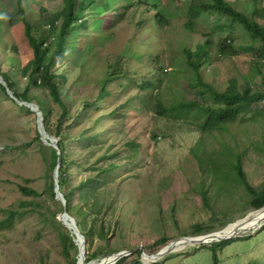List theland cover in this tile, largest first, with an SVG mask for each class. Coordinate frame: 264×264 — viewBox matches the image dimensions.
<instances>
[{"label":"rangeland","instance_id":"rangeland-1","mask_svg":"<svg viewBox=\"0 0 264 264\" xmlns=\"http://www.w3.org/2000/svg\"><path fill=\"white\" fill-rule=\"evenodd\" d=\"M200 1L161 0L159 9L150 6L152 2L147 0L118 1L115 11L111 7L110 12L100 16L104 20L100 32L81 31L79 44L90 45L96 37L100 38L89 53L86 65L76 69L61 61L59 67L55 66L57 71L68 76L69 82L62 86L63 90L76 89L72 83L77 79L87 82L77 88L74 107L81 115V122L79 128H75L70 119V139L78 133H98L99 139L103 140L106 135L109 153L118 152L117 179L113 182L111 174L108 190L103 194V201L115 205L116 210L106 215L105 230L94 228L90 251L99 257L93 263L101 264L99 262L112 256L108 255L109 251L114 250L133 251L122 264H134L135 261L153 264L144 259L143 252L155 255L184 238L205 236H193L196 225L219 233L257 211L247 205L250 197L240 184L232 183L230 192L219 195L215 194L218 186H211V181L201 175L191 153L202 136L200 131L191 124L158 116L154 104L142 107L139 101L142 95L148 94V90L142 91L139 86L149 79L157 82L159 101L167 107L183 99H194L195 90L190 83L195 75L185 63L183 49L195 50L206 41L212 43V60L209 67L201 69L205 80L224 83L251 70L253 55L239 52V49L250 45L252 40L240 25L235 24L232 29L226 26L231 23L229 19L207 12L195 20V30L185 27L189 22L190 5ZM227 1L250 13L248 6L252 0ZM259 1L264 4V0ZM61 7L62 0H0V25H3L0 31V71L13 70L15 74L17 71L19 88L27 85V78L21 77L18 71L33 57L21 21V9H25V16L31 21L41 15L43 8L47 13H55ZM160 10L168 14L170 25L165 28L159 27L155 20ZM117 15H121V19L115 25ZM43 33L47 34L48 28ZM225 38L230 45L228 53L235 51L237 54L224 57L220 54ZM157 55H161L163 72L152 59ZM13 62L17 63L15 68ZM115 66H120L121 70L115 72ZM111 73L119 75L110 83L111 93L98 102L97 111L89 108L87 118L83 107L77 104L85 100L94 104L97 91L91 83H98ZM34 91L37 93L34 95L41 94L38 89ZM32 104L39 107L37 101ZM21 107L26 106L19 104L7 89L4 91L0 86V219L12 211L21 213L10 222V226L0 228V264H66L60 234L75 235L65 225L63 217L60 218L65 212L62 208L66 207V201L48 192L52 177L56 182L55 170H60L59 163L53 166L52 152L57 150L56 144H46L41 138L36 140L37 113ZM114 111L115 116L112 115ZM52 123H57L56 117ZM243 127L232 126L231 135L236 139L244 138V142L248 137L261 139L264 130L248 131ZM58 142L56 139L57 145ZM207 142L211 143L210 140ZM212 143L216 141L212 139ZM42 144L46 145L45 150ZM69 145L70 158L79 160L84 168L87 163L98 168L105 166L102 140L90 149L85 148L84 142ZM113 161L112 157L111 163ZM244 169L254 188H264V151L250 154ZM84 175L93 176L95 171L89 170L81 178ZM204 181L211 198L208 205L199 192ZM20 186L36 190L39 196L24 194ZM262 224L257 230L232 238L234 241L219 251V264H264V222ZM101 232L107 240L99 236ZM165 236L168 244L157 246L156 243ZM212 243H186L183 248L158 259L156 264H213L212 252L203 247ZM71 254L74 256L76 252ZM79 257L78 254L77 260Z\"/></svg>","mask_w":264,"mask_h":264},{"label":"trees","instance_id":"trees-1","mask_svg":"<svg viewBox=\"0 0 264 264\" xmlns=\"http://www.w3.org/2000/svg\"><path fill=\"white\" fill-rule=\"evenodd\" d=\"M63 7L55 13H47L42 9L41 15L37 19L29 20L25 15V9H21V21L24 26L25 36L29 46L32 49V59L22 67L18 72L21 77L27 78V85L21 89L18 87L16 74L13 70L0 71L9 90L16 98L23 102L32 103L37 101L43 116V124L46 132L59 140L58 146L61 154L53 150V166L60 164L59 187L66 201V207L62 211H67L76 221L81 234L85 237L86 243V263L95 261L99 256L90 251L93 243L94 228L105 230V217L108 212L116 210V206L103 201V194L108 190L110 176L113 182L116 181L117 151L109 153L110 147L107 146V138L99 139V134L94 135L78 133L72 140L68 136L71 128L70 119L73 120L75 128H79L81 115L74 107L75 96L78 94L77 88L85 85L87 82L77 79L72 84L76 89L63 90L62 86L69 82L65 72L57 71L55 66L65 61V65L72 64L74 68L79 69L86 65V59L89 53L97 45L100 38L96 37L90 45L78 43V37L81 31L100 32L104 22L100 16L111 11H115V4L118 1L127 0H62ZM137 1V0H133ZM139 1V0H138ZM152 2L150 6L159 9L161 0H147ZM175 1V0H170ZM248 7L250 13L244 12L237 6H233L227 0H201L197 4H191L188 11L189 22L185 25L190 30H195V20L200 18L204 13H217L219 16L229 19L232 29L235 24L240 25L251 37L250 45L240 47L239 52L252 54L254 62L248 74H241L240 77H232L224 83H218L214 80L211 82L205 80L204 74L201 73L202 67H209L212 60L210 48L211 41L200 44L195 50L184 48L185 63L192 69L195 78L190 83L195 90L194 99H183L172 103L169 107L159 101V95L156 93L157 82L154 79L142 81L139 88L142 91L148 90V94L139 98L142 107H147L152 103L156 107L158 116L172 121H178L191 124L201 132L200 140L192 147V156L195 166L200 168L201 175L211 181V186H218L215 194H225L232 189L229 187L232 183L240 184L247 195L250 197L246 203L249 207L260 210L264 208V188H254L244 169L245 160L252 153L264 151V132L260 135V140L254 137H248L247 141L236 139L230 133V128L234 125L244 126L245 130H264V4L259 0H252ZM134 6V5H133ZM92 12V13H91ZM123 16V15H122ZM93 18L90 20V18ZM121 15H117L114 24L117 25ZM159 27L165 28L170 25L168 14L160 10L155 19ZM3 25H0V31ZM48 28V33L43 31ZM227 38L223 43L221 55L237 54L229 52ZM229 49V50H228ZM238 51V50H237ZM153 61L157 63L163 72L161 55L154 56ZM17 63L13 62V68ZM120 66H115L114 71L119 72ZM119 77L118 73L107 74L100 81L91 83L97 91L95 93V103L90 104L86 100L77 104L82 106L88 118L89 108L93 107L96 111L99 109L98 102L107 98L111 93L109 90L110 83ZM134 81V79H132ZM5 91L7 88L0 84ZM34 89H38L40 95ZM37 94V93H36ZM74 96V97H71ZM123 106V105H122ZM128 106V102L126 103ZM73 108L76 110L73 113ZM21 109L29 110L27 107ZM116 111L112 113L115 116ZM57 123H52L54 118ZM99 118L96 119L97 124ZM245 132V134L248 133ZM88 132V131H87ZM155 137H157L155 135ZM41 135L37 131L36 140L40 141ZM212 139L216 141L212 143ZM103 141L105 152L102 159L104 167H93L89 163L84 166L79 160L70 158V143L76 145L85 143V148L90 149L93 145L97 146ZM210 140L211 143H208ZM218 141V142H217ZM250 142V143H247ZM135 148L134 145H131ZM45 150L46 145L41 146ZM259 156V154H257ZM112 157L114 161L111 163ZM97 162V161H96ZM86 174L89 170H94L95 175H84L81 178V171ZM112 182V183H113ZM56 182L53 180L49 183L48 192L51 196H56ZM24 194L39 196V193L26 186H20ZM199 192L203 202L208 205L211 198L209 189L205 187V181L201 183ZM21 213L12 211L10 215L0 219V228H7L10 222ZM61 218V216H60ZM223 217L221 218L224 219ZM220 220V219H219ZM213 229H208L202 225L194 227L193 236L207 235L212 233ZM99 236L104 240L108 238L101 232ZM62 241L63 254L66 264H78L76 256L79 249L73 241V236L60 234ZM234 240H225L214 242L211 245H203L209 248L213 256V264H219V251L224 250ZM169 240L167 237L160 239L156 245L166 246ZM76 254L72 256L71 252ZM118 251H109V254H116ZM141 254V252L139 253ZM128 256L120 259L116 264H122L127 261ZM158 260V259H157ZM152 261L156 264V261ZM141 263L135 261L134 264ZM143 264V263H141Z\"/></svg>","mask_w":264,"mask_h":264},{"label":"water","instance_id":"water-1","mask_svg":"<svg viewBox=\"0 0 264 264\" xmlns=\"http://www.w3.org/2000/svg\"><path fill=\"white\" fill-rule=\"evenodd\" d=\"M0 81L1 83L7 88V91L8 93L21 105H25L26 107H28L29 109H31L32 111L36 112L37 113V116H38V131H39V134L41 135V139L44 143H48V144H51V143H54L56 144L55 148L58 150V154L60 155V151H59V148H58V145L56 143V138L55 137H51L45 130V127H44V124H43V116H42V112L40 110L39 107H34V105L32 103H28V102H21L19 101L16 96L14 94H12V92L9 90V88L7 87V84L6 82L4 81L2 75L0 74ZM14 95V96H13ZM36 108V109H34ZM55 180H56V185H57V188H56V194L57 196H59V198H61L62 201H65L64 198H63V195L62 193L60 192V189H59V184H58V176H59V171H58V168L55 170ZM64 206H66V204H64ZM264 209V208H262ZM260 209V210H262ZM260 210H257V211H260ZM64 215H67L74 223V227H75V230H73V235H75V237H73V241L75 242L76 246L78 247L79 249V256H80V253H81V247L79 246V241L83 242L82 244V247L83 249L86 248V243H85V237L81 234V231L79 230V227L77 226L76 224V221L75 219L67 212L65 211L63 213ZM217 236V233H212V234H207L205 236H202V238H205V239H202V238H184L180 241H177V242H174V243H171L169 246H167L164 250H161L160 252H158L157 254L155 255H150L152 259L155 258V260L157 259H160V258H163L165 257L166 255L172 253V252H175L177 251V248L178 246L181 244V245H184L186 243H193V244H204V243H211V242H221V241H225V240H230L236 236H233V237H215ZM239 236V234H238ZM83 254L84 256H86V251H83ZM133 254V251L131 252H125V251H121V252H118L116 254H113L112 256L114 257V262L113 264H116L121 258L125 257V256H128V255H131ZM145 252L142 253L143 257L145 256ZM86 260V258H85ZM79 263V262H78ZM93 263V262H92ZM90 264V263H89Z\"/></svg>","mask_w":264,"mask_h":264},{"label":"bare ground","instance_id":"bare-ground-1","mask_svg":"<svg viewBox=\"0 0 264 264\" xmlns=\"http://www.w3.org/2000/svg\"><path fill=\"white\" fill-rule=\"evenodd\" d=\"M36 109V108H34ZM61 217H63V220L66 222L65 225L70 229V230H75L74 227V223L73 221L67 216L62 214ZM264 222V209L260 210V211H256L254 213H251L247 218H245L244 220L238 221L235 224L232 225H228L224 231H221L219 233H217V236L215 237H233V236H237L238 234H244L248 231H253V230H257L258 228H260ZM196 238H202V236L200 237H196ZM205 239V238H202ZM83 242L79 241V246L81 247V253H80V257L78 260V264H87L86 263V256H84L83 251H86L85 248L83 249L82 247ZM183 248V245H179L177 249H181ZM165 249V248H164ZM162 249V250H164ZM144 259L146 261H154V259L151 258L150 254L148 255L147 253L144 256ZM114 262V257L111 256L109 258H106L105 260H103V262H99L101 264H113ZM90 264H96V263H90Z\"/></svg>","mask_w":264,"mask_h":264}]
</instances>
